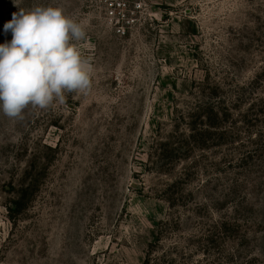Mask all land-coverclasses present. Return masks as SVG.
Instances as JSON below:
<instances>
[{
  "label": "rangeland",
  "instance_id": "rangeland-1",
  "mask_svg": "<svg viewBox=\"0 0 264 264\" xmlns=\"http://www.w3.org/2000/svg\"><path fill=\"white\" fill-rule=\"evenodd\" d=\"M146 2L120 39L96 0H0V44L62 6L94 67L86 95L0 113V264H264V0Z\"/></svg>",
  "mask_w": 264,
  "mask_h": 264
},
{
  "label": "clouds",
  "instance_id": "clouds-1",
  "mask_svg": "<svg viewBox=\"0 0 264 264\" xmlns=\"http://www.w3.org/2000/svg\"><path fill=\"white\" fill-rule=\"evenodd\" d=\"M4 32L12 39L0 44V113L9 120L23 121L26 109L47 110L90 91L94 67L77 45L86 25L62 6L20 7Z\"/></svg>",
  "mask_w": 264,
  "mask_h": 264
},
{
  "label": "built area",
  "instance_id": "built-area-1",
  "mask_svg": "<svg viewBox=\"0 0 264 264\" xmlns=\"http://www.w3.org/2000/svg\"><path fill=\"white\" fill-rule=\"evenodd\" d=\"M103 20L120 39L152 21L146 0H96Z\"/></svg>",
  "mask_w": 264,
  "mask_h": 264
},
{
  "label": "trees",
  "instance_id": "trees-1",
  "mask_svg": "<svg viewBox=\"0 0 264 264\" xmlns=\"http://www.w3.org/2000/svg\"><path fill=\"white\" fill-rule=\"evenodd\" d=\"M21 200H22V198H18L17 197V199L13 201L12 204H13V206H14L15 209L20 207ZM9 211H12V209L9 208ZM145 264H149V261L147 260Z\"/></svg>",
  "mask_w": 264,
  "mask_h": 264
}]
</instances>
